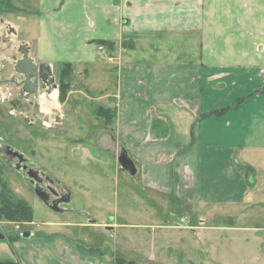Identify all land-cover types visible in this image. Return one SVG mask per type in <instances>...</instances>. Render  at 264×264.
<instances>
[{"label": "crops", "instance_id": "0c3cea01", "mask_svg": "<svg viewBox=\"0 0 264 264\" xmlns=\"http://www.w3.org/2000/svg\"><path fill=\"white\" fill-rule=\"evenodd\" d=\"M1 6L0 93L17 86L14 64L23 43L56 78L71 64L56 128L79 136L68 137L72 147L91 141L124 173L120 158L128 152L133 177L156 193V206L173 205L172 214L182 212L177 200L242 207L240 215L254 221L247 238L264 243V0H0ZM52 94L42 98L57 107ZM94 222L43 228L33 215L16 239L0 240V262L114 264L112 251L90 250L78 238L79 228L88 236ZM154 226L139 225L162 230L139 238L170 239L172 231L187 230L175 221ZM27 230L29 237H19Z\"/></svg>", "mask_w": 264, "mask_h": 264}, {"label": "rangeland", "instance_id": "374dc122", "mask_svg": "<svg viewBox=\"0 0 264 264\" xmlns=\"http://www.w3.org/2000/svg\"><path fill=\"white\" fill-rule=\"evenodd\" d=\"M0 16L5 17V12L0 11ZM56 79L60 84L59 77ZM16 87H11L13 100L4 103L0 99L3 114L0 117V193L5 194V183L13 200L23 199L33 207L36 223L95 221L94 227L87 228L88 236L84 237L79 228L78 238H85L90 250L106 254L112 251L114 259L123 257L135 264H264V243L258 238H247L252 237L253 230L249 227L254 221L249 218L250 213L240 215L242 207L238 210L224 205L216 206L219 209L190 207L177 200L175 204L182 212L176 208L172 214L173 205L156 206L157 201L152 196H157L156 193L146 190L140 178L133 177L130 170L123 168L127 173L122 172L113 154L98 150L88 140L79 147H72L68 137L79 136L67 128H56V118L62 114L59 98L58 106L52 107L42 98L47 92L40 88L39 97L32 96L27 102L24 97L16 96ZM43 104L51 106V111L44 112ZM9 108H13V114ZM55 109L58 114L54 113ZM67 110L65 107L66 114ZM10 148L30 159L52 179L61 181L64 185L55 181L59 190L73 192L72 200L60 204V208L67 210L65 214L54 212L38 195L29 177L16 167V160L10 158ZM128 156L135 166V160ZM202 219L204 224L200 223ZM174 221L187 230L172 231L175 236L170 239L149 240L162 230L138 228L141 224L157 227ZM44 224L43 228H50ZM25 228L29 225L23 221L0 219V231L6 237L16 236ZM139 236L149 239L141 240Z\"/></svg>", "mask_w": 264, "mask_h": 264}, {"label": "water", "instance_id": "95a60500", "mask_svg": "<svg viewBox=\"0 0 264 264\" xmlns=\"http://www.w3.org/2000/svg\"><path fill=\"white\" fill-rule=\"evenodd\" d=\"M19 53L22 57L16 60L14 64V70L17 75L22 77V81L17 82L18 87L20 88V92L22 95L29 96H37L39 95L40 86L46 90L47 93H50L53 89H58L59 85L57 83L56 76L54 74L53 68L51 65L47 63L37 64L34 59L30 56V46L26 43H23L19 46ZM14 154H18L19 157H23L22 154L15 152ZM120 163L124 169L130 170L132 174L136 173V168L134 166V162L130 159L127 152L120 158ZM18 169L21 168V165H17ZM24 169L26 166L23 167ZM28 175L33 178V181L42 180L38 176L37 171H29ZM38 195L53 209H58L59 201H54L50 204L46 193L43 192L40 187L36 188ZM48 195V194H47ZM69 199V196L65 201ZM31 235L30 231H25L20 234L19 237H29ZM6 238V235L0 231V240Z\"/></svg>", "mask_w": 264, "mask_h": 264}, {"label": "trees", "instance_id": "16d2710c", "mask_svg": "<svg viewBox=\"0 0 264 264\" xmlns=\"http://www.w3.org/2000/svg\"><path fill=\"white\" fill-rule=\"evenodd\" d=\"M100 44H108L105 41H100ZM73 68L71 64H64L63 68L61 70L60 76H59V100L63 101L71 87V82L73 80ZM103 111L109 113L107 115V120L111 119L110 112L107 110H100V115H106L103 113ZM7 185L3 183V187L5 190L4 192L0 193V199H1V205H0V219L2 217L12 220L14 222L16 221H32L33 220V208L23 199H17L13 200L10 196V190L6 187ZM6 193L9 195L6 196ZM17 237H11V240L16 239ZM0 264H13V263H6V262H0ZM17 264V263H16ZM114 264H135L134 261H127L123 257H117L115 259Z\"/></svg>", "mask_w": 264, "mask_h": 264}, {"label": "flooded vegetation", "instance_id": "af4514ba", "mask_svg": "<svg viewBox=\"0 0 264 264\" xmlns=\"http://www.w3.org/2000/svg\"><path fill=\"white\" fill-rule=\"evenodd\" d=\"M15 72V71H14ZM14 80L16 82H20L22 81V77L17 75L16 72H15V75H14ZM18 86V85H17ZM40 88H42L40 86ZM59 89V88H58ZM58 89H57V97H58ZM45 90V89H44ZM39 94H40V90H39ZM21 97H27L26 95H22L21 92H20V88H19V93L17 94ZM15 97V95H14ZM29 97H32V96H29ZM34 98L36 97H39V95L37 96H33ZM14 99V98H13ZM15 150L13 149H9L8 151V154L10 156V158H13L16 160L15 162V165L17 167L18 164L21 165V170L24 171V173L29 177V180L30 182L32 183V185L36 188L40 187V189L45 192L50 204L53 203L54 201H59L60 204L65 201L68 197V193L67 192H63L62 190H59V186L57 184H55V181L54 179H52L49 175H46L45 172L43 173L40 169H38L36 166H34V164L31 163L30 159L26 158V157H19L18 154H14ZM26 166V168L24 169L23 167ZM18 168V167H17ZM29 171H37L38 172V176L42 179L40 181H33V178H31L29 175H28V172ZM48 194V195H47Z\"/></svg>", "mask_w": 264, "mask_h": 264}, {"label": "built area", "instance_id": "2783aa9c", "mask_svg": "<svg viewBox=\"0 0 264 264\" xmlns=\"http://www.w3.org/2000/svg\"><path fill=\"white\" fill-rule=\"evenodd\" d=\"M0 97H1L0 98L1 101L4 102V103L13 100V98H14V91H13V89L12 88H8L3 93H0Z\"/></svg>", "mask_w": 264, "mask_h": 264}, {"label": "bare ground", "instance_id": "6f19581e", "mask_svg": "<svg viewBox=\"0 0 264 264\" xmlns=\"http://www.w3.org/2000/svg\"><path fill=\"white\" fill-rule=\"evenodd\" d=\"M53 92L54 93L56 92L55 97H56V100H58V97H57V89H53L50 93H46V95L49 97V99H52L53 98V94H52Z\"/></svg>", "mask_w": 264, "mask_h": 264}]
</instances>
